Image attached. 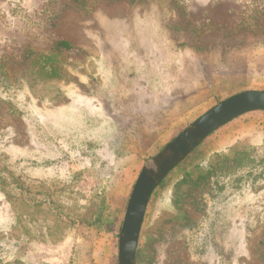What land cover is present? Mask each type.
Wrapping results in <instances>:
<instances>
[{"label": "rangeland", "instance_id": "obj_1", "mask_svg": "<svg viewBox=\"0 0 264 264\" xmlns=\"http://www.w3.org/2000/svg\"><path fill=\"white\" fill-rule=\"evenodd\" d=\"M179 10L194 35L229 34L240 48L199 53L180 46L168 29ZM60 42L73 50L57 52ZM40 56L52 58L54 78L43 76ZM2 65L0 172L35 197L46 192L66 215L94 220L104 198L103 217L111 213L118 243L143 167L220 102L264 91V0H0ZM183 101L199 104L175 118ZM109 113L129 124L142 121L147 135L158 134L154 146L117 157V127ZM164 114L171 122L162 130L157 122ZM246 117L206 140L228 154L252 145L259 157L264 120L257 118L261 114ZM160 197L151 199L141 232L142 238L155 236L152 264H264V189L248 188L222 201L208 190L200 200L194 191L183 207L186 218L173 205L172 189ZM12 203L0 186V264H88L90 257H105L109 232H91L93 243L82 249L72 234L44 240L42 223H26L29 236L17 226ZM23 240L30 246L20 258ZM115 257L108 264H118Z\"/></svg>", "mask_w": 264, "mask_h": 264}, {"label": "trees", "instance_id": "obj_2", "mask_svg": "<svg viewBox=\"0 0 264 264\" xmlns=\"http://www.w3.org/2000/svg\"><path fill=\"white\" fill-rule=\"evenodd\" d=\"M74 1L81 3L83 0ZM102 2L112 4L117 2V0H102ZM127 2H132V0H127ZM178 14V19L169 24L168 29L176 40L179 41L180 46H189L199 53H206L218 49L228 53L235 48H240L242 42L234 41L229 34L213 33L210 36L202 37L194 35L187 22V16L181 10L178 11ZM56 50L59 53L70 52L73 50V47L68 42H60L57 44ZM44 58L40 56L38 59L45 63V66L41 67V70H43L42 74L43 76L54 78L58 74V71L52 63V58L48 57L47 61H44ZM29 59L30 56L26 57V63H28ZM47 65L50 66L47 67ZM30 66L33 68V65ZM4 71L3 65L0 66V82L6 80L2 79L6 78L7 73ZM178 103L180 101L174 104L178 105ZM182 104H184V101L183 103L181 102V106L175 111V118L182 117L187 111L198 105L199 102L190 104L187 101L184 107ZM107 110L110 112L109 109ZM109 114H111L110 116L117 127L116 148L114 151L117 157L120 158L133 154L142 155L154 146L158 134L153 136L147 135L141 128L142 121L129 124L119 119L118 116L112 115V113ZM169 116V114H164L163 118L158 120L157 126L162 127V130L170 124ZM256 148H260L261 150L260 155H258L259 157L256 156L255 148L252 145L236 150L234 154H228L218 149L216 144L205 140L170 173L153 193L152 198H162L160 196L166 190L172 189L173 205L181 213L182 217L186 218L183 207L187 203V200L192 198L194 191H198L199 198L201 197L200 200L205 191L208 190L211 199L222 201L227 195H233L234 193L245 191L248 188L254 190L264 189V141ZM213 156H216V160L212 159ZM0 186L3 187L9 200L13 202L17 226L19 225L21 228L23 226L24 232L29 236H31V231L25 224L33 225L42 223L44 224L45 232L41 234V238L44 240L56 241L62 236L72 234L71 236L74 238L83 241L81 246H78L79 249H82L87 243H93L90 237L91 232H93L92 235L98 236L102 232L112 231L114 223L110 217L111 213L103 217V211H105L104 198L101 200L102 208L96 214L95 219L86 220L80 216L66 215L65 212L67 209L64 206L58 205L59 207H56L55 210L53 204L56 205V201H52L46 192L42 193L43 196L35 197L29 190L25 189L21 184H18V182H8L3 172H0ZM193 202L195 204L198 203L196 199H193ZM207 203L205 204L207 205ZM61 212H63L62 215ZM147 216L148 214H146L144 222ZM228 224L232 225L231 222ZM87 229L90 233H86ZM82 230L85 231L81 232ZM213 233L215 234V232ZM155 240V236L151 234H147L144 238L141 237L136 253V264H152ZM260 244L264 246V234ZM29 246L26 240L19 243L17 253H20V258L28 255ZM88 264H100L99 259L96 260L90 257Z\"/></svg>", "mask_w": 264, "mask_h": 264}, {"label": "water", "instance_id": "obj_3", "mask_svg": "<svg viewBox=\"0 0 264 264\" xmlns=\"http://www.w3.org/2000/svg\"><path fill=\"white\" fill-rule=\"evenodd\" d=\"M264 112V91H245L207 111L169 142L138 175L118 236V264H136L149 202L163 181L213 133L248 113Z\"/></svg>", "mask_w": 264, "mask_h": 264}, {"label": "crops", "instance_id": "obj_4", "mask_svg": "<svg viewBox=\"0 0 264 264\" xmlns=\"http://www.w3.org/2000/svg\"><path fill=\"white\" fill-rule=\"evenodd\" d=\"M253 114H261V117H257V118H262L264 120V115L262 116V114H264V112L262 111H257V112H251V113H248L246 115H244V117H239V119H236L230 123H228L227 125H225L223 128H225L226 126H231L232 124H235V125H232V126H237L238 123V120H240L241 118H245L244 120H246V116H252ZM240 122V121H239ZM263 141H264V138H263ZM261 141V143L263 142ZM261 143H258L257 144H261ZM112 232H109L107 235V240H109V247L105 253V257H103L102 259H99V263L100 264H108V262H112L114 260V258H116L115 256H117L118 254V248H117V241L115 239V237L111 234ZM94 258V257H93ZM105 259V260H104ZM97 260V259H96Z\"/></svg>", "mask_w": 264, "mask_h": 264}]
</instances>
